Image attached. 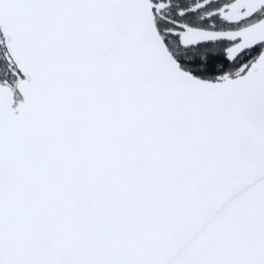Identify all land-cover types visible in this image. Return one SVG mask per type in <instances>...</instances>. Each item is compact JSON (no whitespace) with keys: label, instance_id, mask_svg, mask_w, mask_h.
Returning <instances> with one entry per match:
<instances>
[{"label":"snow or ice","instance_id":"snow-or-ice-1","mask_svg":"<svg viewBox=\"0 0 264 264\" xmlns=\"http://www.w3.org/2000/svg\"><path fill=\"white\" fill-rule=\"evenodd\" d=\"M0 264H264V0H0Z\"/></svg>","mask_w":264,"mask_h":264}]
</instances>
